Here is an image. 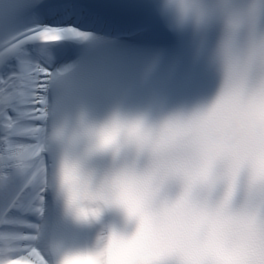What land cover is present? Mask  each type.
I'll list each match as a JSON object with an SVG mask.
<instances>
[{
  "label": "clouds",
  "instance_id": "1",
  "mask_svg": "<svg viewBox=\"0 0 264 264\" xmlns=\"http://www.w3.org/2000/svg\"><path fill=\"white\" fill-rule=\"evenodd\" d=\"M163 6L209 86L56 111L50 195L69 226L56 264H244L264 236V0Z\"/></svg>",
  "mask_w": 264,
  "mask_h": 264
},
{
  "label": "snow or ice",
  "instance_id": "2",
  "mask_svg": "<svg viewBox=\"0 0 264 264\" xmlns=\"http://www.w3.org/2000/svg\"><path fill=\"white\" fill-rule=\"evenodd\" d=\"M79 0H0V264H56L67 221L50 195V99L71 41L87 39ZM236 170L229 178H235ZM244 264H264V236Z\"/></svg>",
  "mask_w": 264,
  "mask_h": 264
}]
</instances>
